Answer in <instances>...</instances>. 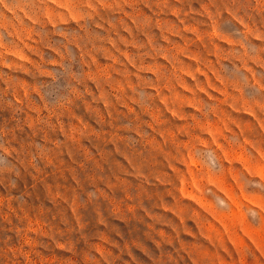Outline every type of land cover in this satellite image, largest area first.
I'll use <instances>...</instances> for the list:
<instances>
[{"label":"rangeland","instance_id":"rangeland-1","mask_svg":"<svg viewBox=\"0 0 264 264\" xmlns=\"http://www.w3.org/2000/svg\"><path fill=\"white\" fill-rule=\"evenodd\" d=\"M0 264H264V0H0Z\"/></svg>","mask_w":264,"mask_h":264}]
</instances>
